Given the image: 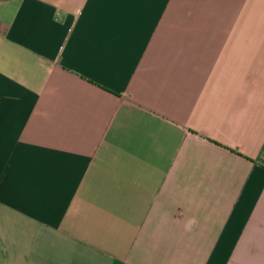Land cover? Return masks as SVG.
I'll list each match as a JSON object with an SVG mask.
<instances>
[{"label":"crops","instance_id":"0c3cea01","mask_svg":"<svg viewBox=\"0 0 264 264\" xmlns=\"http://www.w3.org/2000/svg\"><path fill=\"white\" fill-rule=\"evenodd\" d=\"M0 264H264V0H0Z\"/></svg>","mask_w":264,"mask_h":264}]
</instances>
